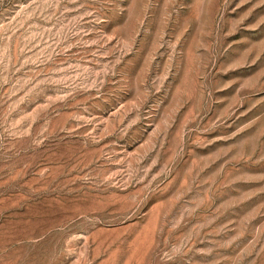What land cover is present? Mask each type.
Instances as JSON below:
<instances>
[{
  "label": "rangeland",
  "instance_id": "rangeland-1",
  "mask_svg": "<svg viewBox=\"0 0 264 264\" xmlns=\"http://www.w3.org/2000/svg\"><path fill=\"white\" fill-rule=\"evenodd\" d=\"M0 264H264V0H0Z\"/></svg>",
  "mask_w": 264,
  "mask_h": 264
}]
</instances>
